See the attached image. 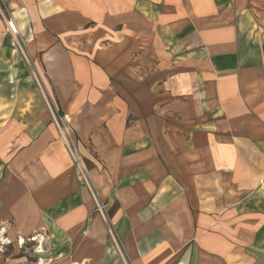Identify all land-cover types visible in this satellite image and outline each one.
I'll use <instances>...</instances> for the list:
<instances>
[{"label": "crops", "instance_id": "0c3cea01", "mask_svg": "<svg viewBox=\"0 0 264 264\" xmlns=\"http://www.w3.org/2000/svg\"><path fill=\"white\" fill-rule=\"evenodd\" d=\"M30 69L129 264H264V0H0V238L123 264Z\"/></svg>", "mask_w": 264, "mask_h": 264}, {"label": "rangeland", "instance_id": "374dc122", "mask_svg": "<svg viewBox=\"0 0 264 264\" xmlns=\"http://www.w3.org/2000/svg\"><path fill=\"white\" fill-rule=\"evenodd\" d=\"M9 23H11V22H9ZM8 27H9V25H8ZM9 29H10V27H9ZM10 31L12 32L11 29H10ZM18 41H16V44L19 47L18 44H21V41L20 40H18ZM30 72L33 76L36 75L38 77V80L41 84V85L40 84L39 85L42 86L41 89H43L42 91H43L45 98H46L45 103H46L48 109L50 110V113L52 115L54 123L56 124V126L59 130L60 137L62 138L59 126L62 127L61 128L62 130L69 132V135H68L69 140L68 139L67 140H68V143H69V141L71 142L70 145H71V148L73 151V155L70 153L67 146H66V149H67V152L73 161L76 177L78 179L80 186L89 192V194L92 198V202L94 204V213H97L104 220V224H105L107 232L109 234V240L111 242V247H112L113 251L120 258V260L122 261L123 264H129V262H127V258L124 254L123 247L121 246V244L117 241L116 237L114 236V231H113L112 225L110 223L109 217L107 216V211L105 210L106 204H104V202H102L100 195H99L97 189L95 188V185L92 182V178L90 175V168L87 165L85 159L83 158V155L79 152L77 145L75 146V143H74L73 137L69 131V128H67L68 126L64 122V121H66V118L62 119V118H60L59 115H57V113H55V111H54L55 109H54L52 102L50 100L51 94L49 96V94H48L49 91H48L47 87L44 86V84L46 85V83L44 82V80L41 79V77L37 73V71L36 72L34 71L35 72L34 73L30 69ZM54 116L57 118L56 121H55ZM85 178L89 181V186L87 185ZM47 238H48L47 234H44L43 236L37 235V236H33L27 240H18L16 243L17 245L15 243L11 244L12 242L8 241V240L2 241V239L0 238L1 243H3V244L0 243V264H37V263L38 264H44V260H45L44 254H46V252H49L47 249L48 248L47 243H45L47 241ZM117 244H118V246H117ZM40 251H43V252H40ZM244 254H245L244 250H240V253L238 254V256L235 257V259H233V260L235 261L237 258V264H244V262H245L244 261ZM241 255L243 256V258ZM23 258H26V261L25 260H23V262L20 261ZM40 258L42 259V261H39ZM233 264H235V262H233Z\"/></svg>", "mask_w": 264, "mask_h": 264}, {"label": "built area", "instance_id": "2783aa9c", "mask_svg": "<svg viewBox=\"0 0 264 264\" xmlns=\"http://www.w3.org/2000/svg\"><path fill=\"white\" fill-rule=\"evenodd\" d=\"M55 117V116H54ZM57 120V118L55 117V121ZM59 128H60V131H61V135H62V139H63V141L65 142V144H66V146H67V148L69 149V151H70V153L73 155V151H72V148H71V145H70V141H69V143H68V140H69V138H68V135H69V132L68 131H64V130H62L61 128V126H59ZM68 139V140H67ZM76 159V158H75ZM86 179V178H85ZM86 182H87V185L89 186V181L86 179L85 180ZM117 246H118V244H117Z\"/></svg>", "mask_w": 264, "mask_h": 264}, {"label": "bare ground", "instance_id": "6f19581e", "mask_svg": "<svg viewBox=\"0 0 264 264\" xmlns=\"http://www.w3.org/2000/svg\"><path fill=\"white\" fill-rule=\"evenodd\" d=\"M9 27H10V29L12 30V31H14L15 32V27H14V25H12L11 23L9 24ZM42 252V251H41Z\"/></svg>", "mask_w": 264, "mask_h": 264}]
</instances>
